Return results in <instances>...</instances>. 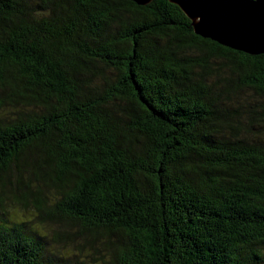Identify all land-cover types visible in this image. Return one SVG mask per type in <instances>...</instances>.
<instances>
[{
    "label": "trees",
    "instance_id": "16d2710c",
    "mask_svg": "<svg viewBox=\"0 0 264 264\" xmlns=\"http://www.w3.org/2000/svg\"><path fill=\"white\" fill-rule=\"evenodd\" d=\"M0 264H264V55L168 0H0Z\"/></svg>",
    "mask_w": 264,
    "mask_h": 264
},
{
    "label": "water",
    "instance_id": "95a60500",
    "mask_svg": "<svg viewBox=\"0 0 264 264\" xmlns=\"http://www.w3.org/2000/svg\"><path fill=\"white\" fill-rule=\"evenodd\" d=\"M145 6L152 0H130ZM195 36L250 56L264 55V0H168Z\"/></svg>",
    "mask_w": 264,
    "mask_h": 264
},
{
    "label": "rangeland",
    "instance_id": "374dc122",
    "mask_svg": "<svg viewBox=\"0 0 264 264\" xmlns=\"http://www.w3.org/2000/svg\"><path fill=\"white\" fill-rule=\"evenodd\" d=\"M22 202V206L23 208L20 207H16L14 209H10L8 207H6V211H3V213H6V216L10 219V220H14V221H29L32 222V225L35 227L36 231L38 234L40 235H44L46 234V232L48 231V226L46 225H41L38 224V221L36 220L37 218V211L35 209V207L32 204V201L29 200L27 202L26 201H21ZM29 223H27V225L31 226ZM70 231L75 232L76 227H68ZM70 245V244H68ZM67 248L73 250L75 253H78L74 248L70 246H68ZM80 255V258L87 256L85 259L87 260V262H90L91 256L96 257L95 254L92 253V250H89L87 248L84 249V251H82Z\"/></svg>",
    "mask_w": 264,
    "mask_h": 264
}]
</instances>
